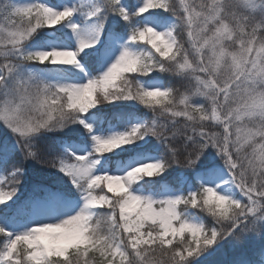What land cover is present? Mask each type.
<instances>
[{
    "label": "snow or ice",
    "instance_id": "obj_1",
    "mask_svg": "<svg viewBox=\"0 0 264 264\" xmlns=\"http://www.w3.org/2000/svg\"><path fill=\"white\" fill-rule=\"evenodd\" d=\"M0 18V264H264V0Z\"/></svg>",
    "mask_w": 264,
    "mask_h": 264
},
{
    "label": "trees",
    "instance_id": "obj_2",
    "mask_svg": "<svg viewBox=\"0 0 264 264\" xmlns=\"http://www.w3.org/2000/svg\"><path fill=\"white\" fill-rule=\"evenodd\" d=\"M179 38L181 40H184L185 41V37H184V34L182 32L179 33ZM168 80H172V77H169L165 80V83H168V84H171L172 86L176 87L174 84H172V82H168ZM140 115L142 116H146L150 119L151 117V114H146V113H142L140 111H138ZM163 119V117H161ZM178 121V124H177V127H181L183 124L186 123V121L184 120V118H180V119H177ZM174 144H175V147L177 149H181L182 148V139L180 136H177L176 140L174 141ZM161 151H163V149H161ZM223 163V162H221ZM32 165H29V171L31 172L32 171ZM36 168H39L40 165H35ZM179 169L176 168L175 166L169 170V176H174L176 174V172H178ZM4 178L7 179V176L6 174H4ZM203 221L208 224L209 226H211L213 223H214V220L212 217H210L207 213H200Z\"/></svg>",
    "mask_w": 264,
    "mask_h": 264
},
{
    "label": "rangeland",
    "instance_id": "obj_3",
    "mask_svg": "<svg viewBox=\"0 0 264 264\" xmlns=\"http://www.w3.org/2000/svg\"><path fill=\"white\" fill-rule=\"evenodd\" d=\"M48 2L49 3H53V2H55V0H48ZM190 2H191V0H190ZM6 24H7V22L3 21L2 18H0V26H4ZM181 32L184 34L185 41H187V30L185 29V30H183ZM168 82H172V84H174L181 91H183L184 88L187 86V81H183V80H181L179 78H172V80H168ZM200 99H202V98H200ZM137 110L142 112V113L151 114V116H152V113L150 112V110H147V109L143 108V106L137 105ZM180 118H183V117H178V118H175V119L177 120V119H180ZM169 121H170V117H168V116H164L163 119L161 118V122L162 123H166V122H169ZM210 130L211 131H215V132H222V127H219V126H216V125L213 124V125H210ZM233 132H235V129H233ZM245 150L248 151V152L251 151V149H248L247 146H245ZM109 195H111V194H109Z\"/></svg>",
    "mask_w": 264,
    "mask_h": 264
}]
</instances>
